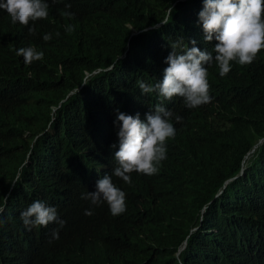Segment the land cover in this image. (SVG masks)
<instances>
[{"label": "trees", "instance_id": "16d2710c", "mask_svg": "<svg viewBox=\"0 0 264 264\" xmlns=\"http://www.w3.org/2000/svg\"><path fill=\"white\" fill-rule=\"evenodd\" d=\"M154 1L174 2L181 8V30L192 26L195 0H45L52 41L35 44L42 60L24 64L11 53L10 39L0 36V206L17 199L10 182L34 133L45 130L48 144L60 152L61 123L98 107L106 88L99 78H87L78 88L84 71L113 65L112 71L124 74L134 62L146 81L151 79L140 61L141 40L130 36V26L139 27ZM65 11L72 17L62 15ZM65 25L75 31L66 33ZM208 81L210 103L188 109L183 98L171 100L175 144L160 171L144 176L127 195L123 215L85 220L80 233L62 246L29 242L27 249L6 225L3 235L23 262L172 264L169 244L196 227L185 264H256L247 237L264 232V50L224 77L209 69ZM175 115L183 117L181 123ZM252 145L246 174L237 175ZM216 190L221 193L214 197ZM201 226H215L217 232H197Z\"/></svg>", "mask_w": 264, "mask_h": 264}, {"label": "clouds", "instance_id": "9594fccd", "mask_svg": "<svg viewBox=\"0 0 264 264\" xmlns=\"http://www.w3.org/2000/svg\"><path fill=\"white\" fill-rule=\"evenodd\" d=\"M48 8L45 0H0V36L10 39L11 53L26 65L43 59L36 43L52 41ZM180 9L174 2L166 6L154 1L138 20L139 27L130 26V36L141 40L140 61L150 80L134 62L124 74L112 71L113 65L86 70L78 88L87 78H99L106 88L98 107L61 123L60 152L48 144L45 130L34 133L10 182L9 192L17 199L0 206V264H26L3 235L6 225L27 249L29 242L62 246L80 233L85 220L123 215L127 195L144 176L160 171L175 144L171 100L183 98L188 109L210 103L209 69L224 77L253 63L264 50V0H195L192 26L186 31L181 30ZM64 27L68 34L75 31L74 25ZM174 119L181 123L183 117ZM254 146L242 156L237 175L246 174L243 168ZM220 193L216 190L214 197ZM195 229L169 244L172 264H185L183 255ZM197 232L217 228L201 226ZM247 240L250 259L264 264V232Z\"/></svg>", "mask_w": 264, "mask_h": 264}]
</instances>
